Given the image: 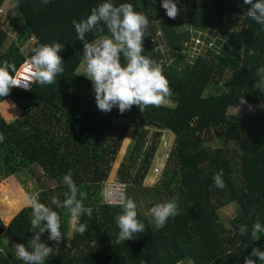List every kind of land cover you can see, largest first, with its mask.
<instances>
[{
  "label": "trees",
  "instance_id": "obj_1",
  "mask_svg": "<svg viewBox=\"0 0 264 264\" xmlns=\"http://www.w3.org/2000/svg\"><path fill=\"white\" fill-rule=\"evenodd\" d=\"M154 1L151 7L145 0H112L116 5L130 3L148 18L143 55L161 65L175 104L149 106L143 113L133 105L123 114L118 107L100 111L92 82L77 73L84 52L72 20L86 18L104 0H50L47 5L41 0H20L16 7L25 22L21 45L34 36L31 48L37 41L64 46L59 53L64 73L53 84L34 83L28 92L12 88L9 95L0 97V103L12 99L23 109L9 121L0 115V134L4 136L0 170L4 177L34 163L51 183L37 198L58 213L63 238L56 242L48 240L47 231L41 234L53 247L45 264H244L253 248L264 250V234L259 240L251 239L252 224L257 219L264 224V92L254 87L259 79L257 69L264 67V25L248 17L250 6L242 4L243 0H189L190 25L218 39L208 40L210 47L206 44L203 53L188 63L183 44L189 40V32L177 29L178 15L170 19L162 0ZM3 2L0 0V6ZM175 2L178 6V0ZM101 26L103 34L110 35L106 26ZM155 27L163 32L173 57L170 63L164 60L156 34L151 33ZM95 35L89 33L86 39L91 41ZM5 38L6 32L0 30V49ZM31 48L25 53L21 46L12 45L0 51V62L7 60L18 67L31 55ZM249 49H255L257 55H249ZM227 72L228 80L222 86V75ZM243 98L246 103L240 104ZM247 104L260 105L246 114L228 113L231 107ZM114 117L156 130L145 149V133L139 132L131 151L123 157L117 178L126 183L140 185L164 131L175 137L163 181L169 199L179 197V214L163 227H153L137 210L145 232L126 241L118 240L115 221L122 208L101 204L100 199V187L109 178L128 129L126 124L114 123ZM213 137L221 139L219 146L208 143ZM69 169L86 193L85 207L92 209L91 217H81V223H87L82 235L74 232L69 236L68 210L51 204L54 196L63 202L68 189L62 178ZM220 169L223 189L215 187L212 179ZM9 180L6 178L5 187ZM97 198L100 204L95 208ZM229 202H236L237 209L226 226L217 210ZM10 205L15 211L16 204ZM31 215V207L25 206L6 226L0 220V234L7 232L13 243L27 246L33 236ZM240 225H247L248 232L241 235ZM0 262L8 264L3 257Z\"/></svg>",
  "mask_w": 264,
  "mask_h": 264
},
{
  "label": "clouds",
  "instance_id": "obj_2",
  "mask_svg": "<svg viewBox=\"0 0 264 264\" xmlns=\"http://www.w3.org/2000/svg\"><path fill=\"white\" fill-rule=\"evenodd\" d=\"M19 2L20 0H10V7H18ZM41 2L47 5L50 0ZM243 3L250 6L247 9L248 17L264 25V0H243ZM161 6L170 19H175L179 13L175 0H162ZM72 24L76 37L83 42L85 67L81 73L92 82L96 106L100 111L107 113L113 107H118L123 114L135 105L143 113L149 106H162L166 97L171 96L169 81L161 65L143 55V40L149 34V20L143 13L134 10L132 4L116 5L112 0H104L93 7L86 18L80 21L73 19ZM101 25L106 26L110 35L103 34L104 27ZM89 33H96L91 41L86 39ZM63 47L59 42L49 44L37 41L25 61L23 75L18 72L14 63L7 60L0 62V97L9 95L13 87L29 89L30 84L34 83L53 84L56 77L64 73V62L59 55ZM248 54L257 55L255 49H249ZM257 77L259 79L254 87L264 92V67L257 69ZM239 103L245 104L246 101L243 98ZM3 140L4 136L0 134V142ZM212 179L215 187H225L223 169L214 173ZM62 182L68 189L63 193V202L54 196L51 204L57 208H66L74 231L82 235L87 230V223H81V217L92 215V209L85 207L83 203L87 198L86 193L74 181L72 169L63 176ZM178 199L177 195L151 207L150 213L158 227H163L169 218L179 214ZM25 200L32 209L30 230L33 236L27 246L24 243H14V255L23 264H45L53 253V247L41 239V234L47 231L48 240L61 241L60 217L51 207L41 203L35 194L27 195ZM120 207L122 211L115 216L119 229L118 240L133 239L136 234L145 232V225L137 218L136 203L121 194ZM238 228L241 235L248 232L247 225H240ZM261 234H264V224L257 219L251 226V239L259 240ZM253 257L264 262V250L253 248L244 264H256Z\"/></svg>",
  "mask_w": 264,
  "mask_h": 264
},
{
  "label": "rangeland",
  "instance_id": "obj_3",
  "mask_svg": "<svg viewBox=\"0 0 264 264\" xmlns=\"http://www.w3.org/2000/svg\"><path fill=\"white\" fill-rule=\"evenodd\" d=\"M149 1L151 7H154L156 1L154 0H145ZM244 4V3H242ZM179 13H178V23L177 29L180 31H188L189 32V40L187 44L184 45V60L188 63H192L196 56L203 53L206 48L207 41H215L218 39L217 36L211 35L206 30L194 29L189 23V13L191 10V4L189 0H178ZM24 26L25 22L23 21L20 13L16 8L10 7V0H4V2L0 6V30L6 32V38L3 42V45L0 51L5 52L10 46L18 45L21 46L23 51L29 50L31 46L34 44V36H31L28 40H25L22 45L21 41L22 37H24ZM154 35L156 34V38L158 39L159 44L161 45V50L163 54H165L164 60L167 63H170L173 59L172 55L168 53V47L165 45V37L160 28L155 27L154 31L151 32ZM221 36V35H218ZM155 38V39H156ZM198 39V40H196ZM223 40V37L222 39ZM196 45V46H195ZM210 47V42L207 44ZM84 54L81 65L77 69V73H81L84 71ZM85 79H88L83 73L79 74ZM228 72L222 75L221 84H225L228 80ZM89 80V79H88ZM164 104L173 106L175 103L170 97H166ZM260 104H247V105H239L235 107H231L228 110L229 114H246L251 111L253 108L258 107ZM238 109V111H237ZM36 109H34L35 111ZM23 109L12 99L5 100L0 103V115L6 118L8 121L13 118L19 116L22 113ZM114 123H122L128 126L126 131V135L122 140L121 146L118 150L117 156L113 161L112 170L110 172L109 178L117 179V170L118 166L123 160V157L131 151L133 147V143L136 137L140 134L139 132L145 133L146 141L144 142V149L146 145L150 142L151 138L156 133V130L151 127L141 126L138 127L132 124L129 120L126 119H117L113 118ZM175 143L174 134L170 131H164L161 135L157 147L153 153V156L150 158L149 165L147 167L146 173L144 177L141 179L140 185H135L134 183H127L126 189V197L132 199L136 205L137 210L140 215L147 218L150 221L151 226L158 227L150 213V209L157 203L167 202L169 201L168 191L165 189V184L163 181V172L165 170V166L167 165V161L169 155L173 149ZM208 143L212 146H219L221 144V139L217 137H213ZM142 155V154H141ZM10 177L8 181V187H5L6 178ZM106 180V181H107ZM104 183V182H103ZM100 187L102 192L103 184ZM51 187V183L47 174H45L38 165L32 163L23 170L5 176L2 173V169L0 170V220L6 226L11 218L23 207L28 206L25 197L27 195L35 194L37 197L39 195V191L47 190ZM99 192V191H98ZM101 196V195H100ZM103 196V192H102ZM101 196V204L103 202V198ZM10 204H16L15 211H11L13 206ZM96 204H100V200L97 198L94 206L97 207ZM93 206V207H94ZM11 208V209H10ZM237 209L236 202H229L225 205L218 208L217 213L220 216L221 220L224 221L226 226H229L228 221L235 215ZM8 215L5 218V215ZM68 234L71 236L75 231L72 227L71 217L68 219ZM13 242L8 235L7 232H2L0 234V257H3L4 260L8 264H23L22 261L18 260L14 255L13 250ZM94 245V244H91ZM0 264H2L0 262ZM178 264H193L192 261L180 262Z\"/></svg>",
  "mask_w": 264,
  "mask_h": 264
},
{
  "label": "built area",
  "instance_id": "obj_4",
  "mask_svg": "<svg viewBox=\"0 0 264 264\" xmlns=\"http://www.w3.org/2000/svg\"><path fill=\"white\" fill-rule=\"evenodd\" d=\"M196 40H198V39H196ZM187 41L184 42L183 48H184V45L187 44ZM26 60L27 59L23 60L20 63V65L17 67V70L21 75L24 74V69L26 67V65H25ZM32 86H33V84H30L29 89H24L23 87H13V89H15L17 91H21V92H28ZM103 184H104L102 187L103 196H102V192H101V196L103 198V203L106 205H110V206L120 207V196H121V194L126 196L127 183L124 181H121L119 179L118 180L117 179H111V180L104 181Z\"/></svg>",
  "mask_w": 264,
  "mask_h": 264
},
{
  "label": "water",
  "instance_id": "obj_5",
  "mask_svg": "<svg viewBox=\"0 0 264 264\" xmlns=\"http://www.w3.org/2000/svg\"><path fill=\"white\" fill-rule=\"evenodd\" d=\"M236 16V14L233 15V17Z\"/></svg>",
  "mask_w": 264,
  "mask_h": 264
},
{
  "label": "bare ground",
  "instance_id": "obj_6",
  "mask_svg": "<svg viewBox=\"0 0 264 264\" xmlns=\"http://www.w3.org/2000/svg\"><path fill=\"white\" fill-rule=\"evenodd\" d=\"M33 41L35 42V39H33Z\"/></svg>",
  "mask_w": 264,
  "mask_h": 264
},
{
  "label": "crops",
  "instance_id": "obj_7",
  "mask_svg": "<svg viewBox=\"0 0 264 264\" xmlns=\"http://www.w3.org/2000/svg\"><path fill=\"white\" fill-rule=\"evenodd\" d=\"M35 41H36V38L34 37Z\"/></svg>",
  "mask_w": 264,
  "mask_h": 264
}]
</instances>
